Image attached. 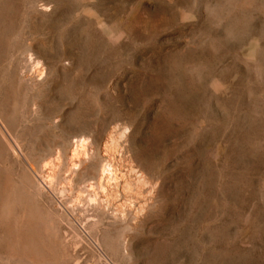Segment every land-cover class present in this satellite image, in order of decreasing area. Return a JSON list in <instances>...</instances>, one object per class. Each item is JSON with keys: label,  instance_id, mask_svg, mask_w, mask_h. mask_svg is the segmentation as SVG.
<instances>
[{"label": "rangeland", "instance_id": "rangeland-1", "mask_svg": "<svg viewBox=\"0 0 264 264\" xmlns=\"http://www.w3.org/2000/svg\"><path fill=\"white\" fill-rule=\"evenodd\" d=\"M0 264H264V0H0Z\"/></svg>", "mask_w": 264, "mask_h": 264}, {"label": "bare ground", "instance_id": "bare-ground-1", "mask_svg": "<svg viewBox=\"0 0 264 264\" xmlns=\"http://www.w3.org/2000/svg\"><path fill=\"white\" fill-rule=\"evenodd\" d=\"M14 186V185H13ZM15 209V208H14ZM11 213V212H10ZM13 221V220H12Z\"/></svg>", "mask_w": 264, "mask_h": 264}]
</instances>
